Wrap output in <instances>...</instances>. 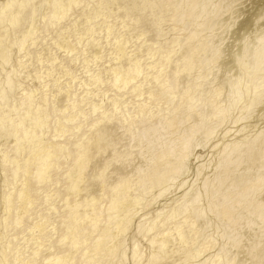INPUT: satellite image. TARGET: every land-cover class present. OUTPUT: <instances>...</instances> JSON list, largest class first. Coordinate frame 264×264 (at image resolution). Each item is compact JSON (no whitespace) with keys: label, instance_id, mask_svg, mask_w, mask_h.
Here are the masks:
<instances>
[{"label":"bare ground","instance_id":"obj_1","mask_svg":"<svg viewBox=\"0 0 264 264\" xmlns=\"http://www.w3.org/2000/svg\"><path fill=\"white\" fill-rule=\"evenodd\" d=\"M162 1L163 0H9L8 3L6 2L5 10L0 14V60L2 59V65L3 60L5 59L4 61H6L8 59L6 57H9L6 53L8 52L9 45H11V38L14 39L16 37L12 35L10 37L12 32L18 34L21 32L22 35H18L20 37L19 39H21L22 36L24 39L25 37L30 38V35L33 34L37 36V42L30 48L29 59L26 58V63H29L28 67H31L30 71L32 69V71L40 77L39 88L35 90L30 88L24 91V100L29 106L26 111L17 118V122L20 125L21 123L29 121L31 118L33 119L35 116V107L31 106V101L35 99V94L39 92L40 100L38 104L41 106L40 110L44 113L49 106L51 107V112L49 113V111H47L48 114L45 113V116L53 119V125L45 126L42 123L33 124L31 119L30 121L33 125L29 127L27 126L29 124H26L28 128H25L20 134L17 140V146L11 149L12 151L6 153V165L4 167L6 173L4 177L6 179L4 181L5 185H3L6 187L12 186L17 182L20 176L23 175L24 179L34 181L35 186L32 192L27 194L25 192L27 183L24 182L14 195L6 198L3 203L5 214L2 220H0V227L2 228H0V231L2 230L0 236L3 235L5 239L10 235V239L7 238V242H4L9 246V251H6L4 254L5 256H3L6 258L5 263L126 264V261L128 262L131 260V264H179L183 261H179L178 258L177 262L179 261V263H177L176 260H173L172 256L179 248L183 246L186 249L190 244L192 245L196 237L200 238V236H202L199 234V236L195 237L194 230L199 227H201V229H203L202 227H206L208 223L206 217L210 216L207 214L205 217L206 221L204 219L206 213H212L211 216L214 215V217L217 218V222L218 219L220 220L219 224L222 226L220 229L223 230L221 233H223L224 236L222 238L231 241L232 245L230 243L229 245L234 249L231 248V246L230 248H226L227 245L225 244L226 247L223 248V246H225L223 245L215 255L213 254L212 257L210 256L195 264H235L236 262L234 263L232 259L233 256H231L232 254L230 253L231 250L235 249L242 251V253L245 250V253H249L256 258L255 262H253L252 260L254 259L250 256L249 259H252V264L263 262L264 161L262 160L263 158L261 159V154H263L262 150L258 151L259 149L264 150L263 129L261 132L262 134L260 133L261 135L256 137V140H253V142L252 139H255V137H251V144L247 141V144L250 145H248L246 149L242 151L239 149V144H242L243 147L246 146L243 142L239 143V141L241 142L244 140V132L243 138L240 136L243 140H239V137L236 143L226 145L224 149L225 152H223L227 153V155L231 154L229 156H232L233 153H243V161L241 157L237 160V155L235 157L236 159H233L239 161L240 164H238V166L244 165V162H248V164L250 162L261 164L263 170L261 174L258 175L257 179L253 177L254 179L252 178V182L247 184L250 182L248 181L251 176L250 169H248L250 172L247 171L249 174L242 171L237 173L236 171L239 168L235 171L237 174L233 170L232 175L230 173L228 175L233 179L231 181L232 183L228 182V185L224 184V177L222 178V176L214 175V177L217 178L216 181L213 180L215 178H211V180L215 182L214 185L211 186L213 189L212 191L209 188L204 190L201 186L204 191L203 193L210 190L212 192H210V194L213 195L211 196L212 200L209 204L207 203L208 201L206 202L207 205L204 204L208 209H206V213L204 210L206 207L204 206V208L201 206V203L204 201H202L201 198L208 194L205 193V196L201 197L199 194L202 191L201 187V190H198L199 193L196 190H194V192H196L194 193L192 189L191 191L194 194L191 198L187 200L188 197L184 193L186 201L177 200L175 201V203L177 202L176 204L172 203L174 206L172 205L173 208L169 210L171 212L168 215L166 214V217L159 213L163 217L162 218L157 213L158 216L156 218L160 216V220H153L156 222H152V224L146 226L148 221L143 223L146 221L145 218L143 222H139L136 225V233L141 234L139 237L143 234L142 239L144 237V239L147 240L146 243L148 244L146 245L150 250L148 253H145L142 247L140 249V246L139 248L138 246H134L138 245V241L136 240L131 243L134 247L130 245V247H133L131 248L132 251L129 250L130 248L128 249V254L129 251H131L130 256L127 255V252H122V249H124L122 246L125 242L124 239H120L119 236L124 228L126 229L127 225H130L129 222H132V219L139 211H143L149 197L154 200L152 203L155 202V199L164 195L165 193H163V191L166 192L165 189L169 188L168 183L170 184V182L168 181H176L174 179L180 178L187 172L188 169L186 170V164L190 155H193L192 153L196 151L200 145H203L204 136L209 134L212 136V134H214H208V131H210L211 128L215 129L217 126L214 125H218L225 115H223V111L227 112V108L223 110L225 105H220L219 98L220 95L222 96L220 90L215 92L213 90L212 93L208 95L196 92L192 97L186 94L183 98H179L178 93L183 87L185 88V82L187 80L185 73L190 68L189 65L182 64L183 59L192 57L199 50L209 49L214 44L208 37L210 34L212 35V32L209 35L201 36L202 32L207 30L203 27L205 25L202 26V24H200L201 26L199 27L197 23H200L199 20L201 19L198 20V18L207 15V13H210L212 16L210 19L215 21L222 17L224 18V15L227 14L230 8H228V6H231L230 3L232 1L225 3L226 0H171L176 21H179L182 16H184L186 10L190 12L189 20L184 23L186 27L183 25L184 31L182 33V29H180L181 34L171 40L166 47L162 46L160 41V46L162 47H158L157 44L159 41L157 40L162 34V30L159 26L167 16L162 14ZM36 3H40L38 5L42 6H39L42 10L47 7L49 9L50 7L47 22L42 27V24L40 27L38 26V28H36V25V27L32 26L29 28L27 26L29 22H26L27 25H25V27L27 26L29 29L24 28L26 17L28 16L29 18L28 12H30L32 6ZM233 3L234 2H232V5ZM38 5L36 4L37 7ZM45 6L47 7L45 8ZM35 7L34 10L36 13L40 8L38 7L39 9L37 8L36 10ZM74 8L79 10L75 14L73 13ZM229 15L230 16L227 17H231V14ZM31 16H33V14H30V18ZM43 17L44 16H42V18ZM227 17L226 20L228 19ZM114 19H117L119 24L108 25V22ZM175 19L172 20L175 21ZM222 19L219 20V23H221V21L223 23L224 19ZM213 22L214 21H212V23ZM251 23L254 22L252 21ZM34 24L35 22L32 25ZM196 24L198 26H195ZM30 25L31 24H29V26ZM188 25H194L196 28L193 27V30L189 29ZM214 25L211 24V27ZM213 29L214 28H212V30ZM200 31H202L201 34H199ZM150 32H152V34L154 33L155 37L150 36ZM175 33H179V31ZM50 34L54 36L48 38L51 36ZM165 35L167 34L165 33ZM134 36V39L137 38L140 42L134 46L132 44L133 48L130 46V48L127 47L129 40ZM259 39H261V37ZM262 39H264V37H262ZM14 41V45H17L22 39L19 42L16 40ZM14 41L12 42L14 43ZM83 41H85V47L80 54H75V45H82ZM16 42L18 43L16 44ZM21 43L23 44V41ZM257 43L259 42L255 43L256 46ZM263 45L264 41L262 46L259 43V46L262 47V51H258L260 53L257 54L255 53L257 51L254 50L255 55L259 56H257L258 60H260V56L264 55ZM20 47H22V45ZM252 48H254L253 45ZM257 48L259 47L257 46ZM129 49L130 51H128ZM61 50L67 53L74 52L75 55L62 59L63 55L60 60L56 57V53ZM141 55H146V60H141ZM208 57H206V59ZM254 58L255 57L252 59ZM103 59H106L104 63L101 62ZM213 59H216V54L213 56ZM255 60L257 63L261 62L262 64L258 63L261 64V66L264 65V59L258 61L257 58H255ZM55 61L56 63L54 64ZM69 61L75 63V67L71 71L66 68V64ZM7 62L6 64L8 65L9 62ZM78 63H81V66H78V68L81 67L83 69L81 72L76 70V65ZM252 63L253 62H251V64ZM160 64L163 66L157 68L156 66ZM258 64L257 66L259 67L260 65ZM261 66L259 68H263ZM10 67L13 69L12 66ZM205 67L207 69L210 66ZM258 67L257 69H259ZM206 69L204 68L205 71ZM247 69L245 64V72H248ZM12 71L13 70H10L5 77L6 79H3L7 87L4 88L5 85H3L4 87L0 86V98L4 105L3 108L0 109V114H4L12 106L6 99L8 94L7 91L10 90L15 81L16 73ZM172 71L176 72L177 76L179 74V83L176 82ZM200 71L197 73L199 74ZM15 72L17 71L15 70ZM262 72L264 71L261 70V72L258 73ZM31 75L30 77L33 78ZM149 77L151 78L150 81L148 80ZM204 78L203 74L199 75L198 84L201 86V89H203L204 86L202 85L207 81ZM150 82L154 83V87L161 91V97L166 98L164 107L162 106L163 108L158 111H156L157 107L155 110V106L149 104V100L154 99V97L150 96L151 94L148 98L144 96L145 87L150 84ZM208 82L206 83L208 84ZM241 82L237 83L235 89ZM234 83L228 84L230 87H233V85H235ZM259 83L260 84L256 83L257 85H254L255 87L257 86L254 93L257 92L258 88L263 89H260L261 92L258 93L259 95H256V93L254 94L256 95L255 98L253 95L254 101H252L254 103L257 101L259 102L262 97L264 98V79ZM247 84L249 85L248 82ZM110 88L111 90L113 89V93L109 90ZM196 88L198 89V87ZM201 89L199 90L201 91ZM211 89L212 88H210V90ZM12 91H14V89L11 90V92ZM109 91L112 94H110ZM229 91L232 92L235 90L233 88L232 91ZM206 92L207 91L204 93ZM239 92L241 93L242 91ZM228 94L230 95L231 93ZM235 97H238V95ZM160 98H155L154 100L156 101ZM252 101L251 103L248 101V103L254 107L256 103L252 104ZM262 101L264 100L262 99ZM235 102L234 99V103ZM15 103L17 102H14V105ZM230 103L232 104V101ZM230 103L228 106L232 108L234 104L231 105ZM261 104L263 103L261 102L258 106H261ZM16 107L13 109H16ZM87 107H89V111H87ZM248 108H250V106L248 107L247 105L246 109L248 110ZM85 110L86 114H84ZM14 111H17V109ZM246 112L247 111H245V113ZM246 114H248V112ZM249 114L251 113L249 112ZM248 115L243 118H248ZM251 117L252 116H250V118ZM96 118H99V120L96 121ZM181 123L186 124L182 126L184 127L183 129L180 127L182 125ZM218 126H220V124ZM76 131H82V136L78 141L74 140L76 136L72 137L74 139L71 138L73 134L77 133ZM186 134L188 135L186 136ZM9 138H11V136H9ZM55 139L63 140L60 144H54L53 141ZM245 142L244 140V143ZM70 144L74 145L73 149H71ZM49 148L51 154L47 155L46 153ZM70 152H73L74 159L67 164L63 177L61 178L58 175V177L53 179L50 178V172L48 170L51 166L60 158H66L67 154ZM259 152L262 153L260 154ZM160 161L161 165L158 167L157 163ZM261 161L263 162L260 163ZM223 162L224 161H222V164L218 162L219 164L215 165L217 166L215 169L223 170V167L227 169L233 168L229 163L230 161L228 162L229 164L224 162L230 165V167H228V165L226 167ZM248 164L245 165L246 167L244 166L246 169L241 166L242 170L244 169L246 171ZM200 166L198 172L196 171L197 175L205 168V166L204 168L202 167L203 165ZM235 166L234 168L236 169ZM249 167L251 168V166ZM227 169H225V173L229 171ZM259 171H261V169H259ZM220 173L217 174L220 175ZM211 180H208V186H210L211 182L213 183ZM61 182H64V190H61L59 187L60 184H62ZM206 182L207 181L202 185H205ZM46 183L47 185L49 183L51 184L48 185L50 190L48 186H46ZM223 184L226 188H224ZM100 185H104V187L100 189ZM155 187L160 189V192H156L158 194L157 196H155L156 194L150 195L151 189ZM238 187H242V189L238 190ZM43 189L47 191V195H44L45 197L41 196L39 193L40 190L43 191ZM104 190L105 193L103 194ZM64 192L69 197L71 196L74 200L73 204L68 203V197L63 195ZM189 193L191 192L188 191V196H190ZM148 195L150 196L148 197ZM58 198H61V208L63 209L59 208ZM200 200L202 202H200ZM162 208L164 209V207ZM186 216L192 217V220L186 222ZM211 216L209 218H211ZM156 218L154 217V219ZM259 222L260 224H258ZM198 223L200 224L198 225ZM208 224L207 227H209ZM220 225H218V227H220ZM126 230H128V227ZM200 233H202V231ZM207 237L205 239L210 240ZM228 240H226V242ZM139 243L141 244L140 241ZM180 250L184 252L183 248ZM203 250H201V252ZM199 255V250L193 251L191 248L185 251V254H182L183 257L181 255H179V257L184 259L182 264H189V261L194 258L196 259ZM128 256L129 258L127 260ZM3 257L1 256L2 259ZM242 262L244 261H241L239 264H245Z\"/></svg>","mask_w":264,"mask_h":264},{"label":"rangeland","instance_id":"obj_2","mask_svg":"<svg viewBox=\"0 0 264 264\" xmlns=\"http://www.w3.org/2000/svg\"><path fill=\"white\" fill-rule=\"evenodd\" d=\"M9 1V0H8ZM8 1L7 0H0V5H2V6H0V8L1 7H3V8H1L0 9V14L5 10L4 8H5V5L8 3ZM47 1H49V0H47ZM192 1H195V0H192ZM230 1H232V2H234L233 3V5H232V2L230 3V5L231 6H228V12H227V14H225L224 15V21H223V23H222V21H221V23H219L220 21L219 20H221V19H218V20H212V19H210V18H212V16L210 15V13L208 14L207 13V15H205V16H200L199 18H198V20L199 19H201V20H199V22L200 23H197L198 25H199V27L201 26L200 24H202V26L203 25H205V26H203L207 31H204V32H202V31H200V33L199 34H201V32H202V34H201V36H203V35H209L211 32H212V35L210 34L208 37H209V39L212 41V42H214V44L212 45V47H210L209 49H202V50H199L198 52H196L192 57H190V58H187V59H183V62H182V64H187V65H189L190 66V68L188 69V71L185 73L186 74V76H187V80H186V82H185V88L183 87L182 88V92L181 91H179V93H178V97L179 98H183L184 97V95H190L191 97L192 96H194L195 94H196V92L197 93H199V92H201V94H209V93H212V91L214 90V92L215 91H221V93H222V96L220 95V98H219V101H220V105L221 106H224L225 108L223 109V110H225L226 108V111L227 112H224L223 111V115H224V117H223V119H221V121L218 123V125L220 124V126H218L217 124L216 125H214V126H217V127H215V129H213V128H211V130H210V128H209V130L210 131H212V132H210V131H208V134L209 133H214V134H212V136H210L211 134H209V135H207V136H204L203 137V145L201 146H199L197 149H196V151H194L192 154L193 155H190V158L188 159V161H187V167H186V170H187V172L186 173H184L180 178H178V179H174V180H176V181H173V180H171V181H168V182H170V184H172V185H170L169 183H168V189H165L166 190V192L165 191H163V193H165L164 195H162V196H160V197H158V198H156L155 199V202H153L152 203V201H154V200H152L149 196L150 195H152V194H156L155 196H157L158 194V191L160 192V189H158L157 187H155V188H153V189H151V194L150 195H148V197L150 198V200H149V198H148V201L146 202V205L144 206V208H143V211L141 210V211H139V213H137V215L132 219V222L130 223L129 222V226L127 225V227H128V230H126L127 229V227H126V229L124 228V230L122 231V233L120 234V236H119V238L121 239L122 238V240L124 239V245L122 246V248H124V249H122V252H124L125 251V253L127 252V255H129L130 256V254H131V248H133L134 246H138V248H139V246H140V249H141V247H142V250H144V252L145 253H148L150 250L147 248V245L146 244H148V243H146L147 242V240L146 239H144V237H143V239H142V236H143V234H142V236L141 237H139L141 234L140 233H136L137 231V224L139 223V222H143L144 221V219L146 218V221L145 222H143V223H146L147 221H148V223L146 224V226L147 225H149V224H152V222L154 223V222H156L157 220H160L161 218H160V214H162V216H164L165 215V217L171 212V211H169V210H172V205L174 206V204H172V203H175V201H184L185 200V195L188 197L187 198V200H189L190 198H191V196L194 194V193H196V192H194V190H196L197 192H198V190L200 189L201 190V188L203 187L204 188V190H207V188H209V189H211V191L213 190L212 188H211V186H213L214 185V181L213 180H215L216 181V178L214 177V175L216 176H222V178L224 177L225 179H223L224 181H225V185H228V182L229 183H232L231 181L233 180V179H231L230 178V176H228L229 175V173L232 175V173H233V170H234V172L236 171L237 173H240V171H242V172H246V173H248L249 174V172H250V170H251V172H250V174H251V176H250V179L248 180V181H250V182H248L247 184H250L251 182H252V178L254 177H256V179H257V177H258V175L259 174H261V172H262V170H263V168H261V164H254V163H249L248 164V162H244L245 164L244 165H239L238 166V164H240L239 163V161H236V160H233V159H236L235 157H236V155H237V160L241 157V159H242V157H243V153H236V154H232V156H229V155H231V154H229V155H227V153H223V152H225L224 151V149H225V147H226V145H228V144H233V143H236V141L239 139V137L241 136L242 138H243V133H244V140L246 141L245 143H244V140L240 137V139L239 140H243V141H239V143H242L243 142V144L244 145H246V146H244L243 147V145L241 144H239L238 142V144H239V146H240V150L242 151V150H244V149H246V147L248 146V145H250L252 142H253V140H256V137H259L262 133H264V101H262V99L264 100V98L262 97V99H260L259 100V102L261 103H263V104H261V106H258V105H260V103L257 101V102H253L254 100H253V95L256 93V95H259L258 93L259 92H261L260 91V89L262 90L263 88H258L257 89V92H255L254 93V91H256V87L254 86V85H257V84H260L259 82H262L263 81V77H264V72H262V73H258V72H261V70H263L264 71V65L263 66H261V62H258V63H261V64H258L257 62H256V60H255V58H257V60H258V55H255V53H260L262 50V47H260L259 46V43H260V45L262 46V44H263V41H264V39H262V37H264V0H226V2L225 3H227V2H230ZM237 1V2H236ZM7 2V3H6ZM262 3V4H261ZM37 5L38 4H40V3H36ZM36 4H34L33 6H32V9H30V12H28V15H29V18H28V16L26 17L27 19L25 20V23L26 22H29V24H31L30 26H29V24L27 25V23L26 24H24V28H27V26L29 27V28H31L32 26H34V27H36V28H38V26L40 27V25H41V27L47 22V19H48V15H49V13H50V7H49V9H48V4H47V6H45V8L46 9H44V10H42L40 7H42V6H40V5H38V7L40 8V10H38V12H36L37 13V15H36V13H35V10H34V7L36 6ZM229 5V4H228ZM247 6V7H246ZM37 6L35 7L36 8V10H37V8H38ZM252 7V8H251ZM31 8V7H30ZM38 8V9H39ZM174 7H173V4H172V1L171 0H163L162 1V14L165 16V15H167L165 18H164V20H163V22H162V26L160 25L159 26V28L162 30H160L161 31V37L157 40V41H159V45L157 44V46L159 47L160 46V41H161V43H162V46H164V47H166L167 45H168V43L171 41V40H173L174 38H176V36L177 35H179V34H181L183 31H184V27H186V24L184 25V23L186 22V21H188L189 20V14H190V12H189V10L187 11L186 10V12H185V14H184V16H182V20L180 19L179 21L177 20L176 21V19L174 18ZM249 10V11H248ZM32 11H34V12H32ZM46 11V12H45ZM79 10L77 9V8H74V10H73V13L75 14V13H77ZM234 11V12H233ZM248 11V12H247ZM43 13H44V15H43ZM30 14H33V16H31V18H30ZM229 14H231V17H227V16H230ZM234 14V15H233ZM34 15H35V18H34ZM41 15V16H40ZM36 16H37V18H36ZM42 16H44L43 18H42ZM170 16V17H169ZM211 16V17H210ZM240 16V17H239ZM173 17V18H172ZM205 17V18H204ZM226 17L228 18L227 20H226ZM233 17H235V18H233ZM254 17V18H253ZM261 17V18H260ZM35 20H33V19ZM30 19H32V20H29ZM172 19H175V21H176V23H175V21L174 20H172ZM222 19V20H223ZM37 20V21H36ZM198 20H197V22H198ZM244 20V21H243ZM32 21H34L35 22V24L34 25H32L34 22H32ZM67 21V20H66ZM181 21H183V22H181ZM206 21V22H205ZM212 21H214L213 23L215 24H213L212 23ZM254 22V23H251V22ZM38 22V23H37ZM39 22H40V24H39ZM178 22V23H177ZM203 22V23H202ZM205 22V23H204ZM227 22V23H226ZM109 24L108 25H118L119 23H118V20L117 19H114V20H111V21H109L108 22ZM164 23V24H163ZM208 23V24H207ZM218 23H219V25H218ZM226 23V24H225ZM242 23V24H241ZM249 23V24H248ZM37 24H39V25H37ZM195 25V26H198V25ZM211 24L212 25H214L213 27H211ZM228 24V25H227ZM25 25H27L26 27H25ZM36 25V26H35ZM183 25H184V27H183ZM233 25V26H232ZM241 27H240V26ZM260 25V26H259ZM262 25V26H261ZM189 26V29H194V28H196V27H194V25H188ZM229 26V27H228ZM239 26V27H238ZM248 26V27H247ZM162 27V28H161ZM183 27V28H182ZM194 27V28H193ZM217 27H218V30H217ZM227 27V28H226ZM261 27V28H260ZM29 28H27V29H29ZM212 28H214L213 30H212ZM243 28V29H242ZM170 29V30H169ZM180 29H182V31H181V33H180ZM211 29V30H210ZM225 29V30H224ZM173 30V31H172ZM236 30V31H235ZM179 31V33H175V32H178ZM234 31V32H233ZM244 31V32H243ZM19 32V31H18ZM224 32V33H223ZM240 32V33H239ZM262 32H263V34H262ZM157 33V32H156ZM165 33L167 34V35H165ZM221 35H220V34ZM233 33V34H232ZM14 34V35H13ZM19 34H20V36L22 35L21 34V32H19ZM18 33H16V32H12V34H10V37H11V35L13 36V37H15L14 39L13 38H11L12 40H11V45H9V48H10V50H9V48H8V54L6 53V55L8 56L9 55V57H6V58H8L7 60H8V62H7V60L6 61H4L3 60V65H2V62H1V60H0V72H2V73H0L1 75V77H0V83H1V85L0 86H3V85H5V87L4 88H6L7 86H6V84H5V80L3 81V79H6L5 77L7 76V74H8V72L10 71V70H13L12 72H14V73H16L15 74V81H14V84H13V86L11 87V88H13L14 89V91H12L11 92V90H13V89H11L10 88V92L9 91H7V93L8 94H10V95H8L7 94V101H8V103L9 104H11L12 106L9 108V110H7L4 114H0V160H2V161H0V167L3 169H1L0 168V220H2V218H3V216H4V214H5V211H4V208H3V206H4V202H5V200H6V198H8V197H10L11 195H14L18 190H19V188H21V186H22V184L25 182V183H27V188H25V192L27 193V194H29V193H31L32 192V190H33V188H34V186H35V182L34 181H32V180H26V179H24V176L23 175H21L20 176V178L17 180V182H15L12 186H9V187H6V186H4L5 185V175H6V173H5V171H4V167H5V158H6V153H8V152H10V151H12L11 149H14L16 146H17V140H18V138H19V136H20V134L22 133V131L25 129V128H28L27 126H32L33 124H36V123H42V124H44L45 126L46 125H53V123H52V118H49V117H46L45 116V113H47L48 114V112L47 111H49V113L51 112V107L49 106L48 107V109H47V111H45L44 113H43V111L41 112V110H40V108H41V106H40V104H38L39 103V100H40V94H39V92H37V94H35V99L34 100H32L31 101V106H33V107H35V116L33 117V119H32V123H31V119L29 120V121H27V122H29V123H27V122H24V123H21L20 125H19V123L17 122V118L24 112V111H26V109L28 108V106L29 105H27L28 103L24 100V91H27V90H29L30 88H32V90H35V89H37V88H39V83H40V77L37 75V74H35L33 71H32V69H31V71H30V68L28 67V64L29 63H26L27 62V60H26V58L27 59H29V53H30V48L33 46V45H35L36 44V42H37V36H36V34H33V35H30V38H26L25 37V39H27V40H25L24 39V37L22 38L21 37V39H22V41H23V44L21 43L22 41H21V39H19L20 37L18 36L19 35ZM150 36H152V37H155V35H154V33L152 34V32H150ZM234 34H236V35H234ZM238 34V35H237ZM245 34V35H244ZM258 34H259V36H258ZM51 36H49L48 38H50V37H52V36H54L53 34H50ZM165 35V36H164ZM169 35V36H168ZM234 35V36H233ZM17 36H18V40H17ZM173 36V37H172ZM214 36H215V38H214ZM220 38H219V37ZM257 36V37H256ZM29 37V36H28ZM33 37V38H32ZM168 37V38H167ZM212 39H211V38ZM261 37V39H259ZM135 38V36L134 37H132L130 40H129V42H128V44H127V47H132V44H133V46L135 45V44H137V43H139L140 42V40L138 39L137 40V38L136 39H134ZM214 38V39H213ZM219 38V39H218ZM24 39V40H23ZM29 39V40H28ZM31 39V40H30ZM216 39H218V40H216ZM220 39H221V41H220ZM14 40H16V41H21V42H16V44L17 45H14L15 44V41ZM133 40V41H132ZM256 40V41H255ZM257 40H260V41H257ZM12 41H14V43L12 42ZM28 43H27V42ZM48 41H49V39H48ZM131 41V42H130ZM218 41V42H217ZM254 41V42H253ZM164 42V43H163ZM194 42H196V41H194ZM256 42H259V43H257V46L259 47V48H257V46H256ZM262 42V43H261ZM13 43V44H12ZM21 43V44H20ZM24 43H26V44H24ZM249 43V44H248ZM20 44V45H19ZM164 44V45H163ZM166 44V45H165ZM248 44V45H247ZM22 45V47H20ZM26 45V46H25ZM216 45V46H215ZM252 45H253V47L254 48H252ZM15 46V47H14ZM156 46V47H157ZM162 46H160V47H162ZM264 46V45H263ZM85 47V41H83L82 42V45L81 44H76L75 45V50H74V52H75V54H80V52L82 51V49ZM129 47V48H130ZM214 47V48H213ZM216 47V48H215ZM218 47V48H217ZM255 47H256V49H259V50H256L255 49ZM21 48V49H20ZM41 48V47H40ZM133 48V47H132ZM132 48H131V50H132ZM216 49V50H215ZM14 50V51H13ZM24 50V51H23ZM210 50V51H209ZM218 50V51H217ZM232 50V51H231ZM254 50L255 51H257V52H255L254 53ZM18 51V52H17ZM128 51H130V49L128 50ZM209 51V52H208ZM246 51V52H245ZM258 51H260V52H258ZM17 53V55H16V53ZM74 52H70V53H67V52H65L64 50H61V51H59V52H57L56 53V57L58 58V59H60L63 55V57H62V59H65V57L67 58V57H70V56H74L75 54H74ZM254 54H253V53ZM24 53V54H23ZM64 53H66V54H64ZM73 53V54H72ZM129 53H132V52H129ZM70 54V55H69ZM207 54V55H206ZM215 54H216V59H213V56H215ZM66 55V56H65ZM204 55V56H203ZM255 55V56H254ZM208 57V56H210V57H208L207 59H206V57ZM219 56V57H218ZM248 56V57H247ZM249 56H250V58H249ZM258 56V57H257ZM253 57H255L254 59H252ZM212 58V59H211ZM208 59H209V61H208ZM250 59V60H249ZM261 61L264 59V55L263 56H260V58H259ZM61 60V59H60ZM141 60H146V55H141ZM205 60V61H204ZM215 60V61H214ZM260 60H258V61H260ZM106 61V59H103V60H101V62L102 63H104ZM203 61V62H202ZM208 61V62H207ZM264 61V60H263ZM6 62L8 63V65L6 64ZM197 62V63H196ZM216 64H215V63ZM251 62H253L252 64H251ZM56 63V61L54 62V64ZM243 63V64H242ZM258 65H260L261 67H263V68H259L258 66H257V64ZM5 64V65H4ZM209 64V65H208ZM245 64H246V69L248 70V72H245ZM256 64V65H255ZM67 66H66V68L68 69V70H73L74 69V67H75V63L73 62V61H69L67 64H66ZM5 66V67H4ZM10 66H12L13 67V69H11V67ZM16 66V67H15ZM78 66H81V63H78L77 65H76V70H78L79 72H81V70L83 71V69L81 68H78ZM161 66H163L162 64H160V65H157L156 67L157 68H160ZM205 66H210V67H208L207 69H206V67ZM3 67V68H2ZM10 67V68H9ZM15 67V68H14ZM201 67V68H200ZM256 68V70H255V68ZM257 67L259 68V69H257ZM156 68V69H157ZM204 68L206 69V71L204 70ZM250 68V69H249ZM2 69V70H1ZM202 69V70H201ZM208 69H209V71H208ZM15 70L17 71V72H15ZM201 70V71H200ZM240 70V71H239ZM246 70V71H247ZM260 70V71H259ZM198 71H200L199 72V74L197 73ZM253 71V72H252ZM31 74H33V75H31ZM173 72V71H172ZM202 72V73H201ZM240 72V73H239ZM242 72V73H241ZM203 74V77H205L204 79L205 80H207L206 82H208V84L205 82L204 83V85H202V86H204L203 87V89H201V86H199V75H201V74ZM210 73V74H209ZM251 75H250V74ZM254 73V74H253ZM258 73V74H257ZM31 76H33V78L32 77H30V75ZM244 74V75H243ZM20 75V76H19ZM37 75V76H36ZM241 75V76H240ZM255 75V76H254ZM256 75H257V77H256ZM259 75V76H258ZM4 76V77H3ZM173 76H175V80H176V82L177 83H179L180 81V78H179V74H178V76H177V73L176 72H173ZM234 76V77H233ZM252 76V77H251ZM3 77V78H2ZM30 77V78H29ZM36 77V78H35ZM230 79H229V78ZM245 77V78H244ZM248 77H250V78H248ZM259 77V78H258ZM38 78V79H37ZM210 79V80H209ZM261 79V80H260ZM36 80V81H35ZM149 81L151 80V78L149 77V79H148ZM235 80V81H234ZM237 80H239V81H237ZM246 80H247V82L249 83V85L247 84V82H246ZM249 80V81H248ZM259 80V81H258ZM198 81V82H197ZM226 81V82H225ZM241 81H244V82H241ZM257 81V82H256ZM17 82V83H16ZM35 82V83H34ZM234 83L235 85H233V87L231 86L230 87V85L229 84H231V83ZM238 82H241V83H239L240 85H241V87H240V85L238 84V87L237 88H239V89H241V90H239V89H235V86H237V83ZM227 83V84H226ZM229 83V84H228ZM253 83V84H252ZM257 83V84H256ZM16 84V85H15ZM35 84V85H34ZM195 85V86H194ZM226 85V86H225ZM244 85H245V87H244ZM247 85H248V87H247ZM38 86V87H37ZM155 85H154V83H151L150 82V84H148L146 87H145V94H144V96L146 97V98H148V97H150V96H153L154 97V99L155 98H160L161 97V91L158 89V88H156V87H154ZM191 86V87H190ZM190 87V88H189ZM196 87H198V89L196 88ZM250 87V88H249ZM34 88V89H33ZM156 88V89H155ZM210 88H212L211 90H210ZM232 88V89H231ZM233 88H234V90L235 91H232L233 90ZM17 91H16V90ZM199 89H201V91L199 90ZM205 89V90H204ZM245 89V90H244ZM109 90H111V88L109 89ZM113 90V89H112ZM111 90V92L113 93V91ZM199 90V91H198ZM204 90V91H203ZM229 90H231L232 92H230ZM237 90V91H236ZM242 91L241 93L239 92V91ZM251 90V91H250ZM259 90V91H258ZM205 91H210V92H206V93H204ZM244 91V92H243ZM264 91V90H263ZM110 92V91H109ZM110 92V94H112ZM235 92V93H234ZM238 92V93H237ZM13 93V94H12ZM181 93H183V94H181ZM228 93H231L230 95H231V98H230V95L228 94ZM234 93V94H233ZM151 94V95H150ZM227 94H228V96H227ZM242 95V96H240V95ZM245 94V95H244ZM264 94V93H263ZM16 95V96H15ZM150 95V96H149ZM234 95V96H233ZM236 95H238V97L240 98H238V97H235ZM256 95H254V98H255V96ZM0 96H1V91H0ZM224 97V98H223ZM226 97H228V98H226ZM232 97H234V98H232ZM23 98V99H22ZM236 98H237V100H236ZM19 99V100H18ZM154 99H152V100H149V104H152V105H154L155 107V110H156V107H157V110L156 111H158V110H160V109H162L163 107H164V105H165V101H166V98H163V97H161L160 99H158V100H154ZM224 99V100H223ZM227 99H229V100H227ZM232 99V100H231ZM234 99H235V101L237 102H235L234 103ZM2 99L0 98V109L1 108H3V104H2V101H1ZM222 100H223V102H222ZM239 100V101H238ZM253 100V101H252ZM132 101H134V100H132ZM229 101V102H228ZM232 101V104H234V105H232L230 102ZM248 101H249V103H251V101H252V104L254 103L255 105H254V107H255V110H254V107H253V105L251 106V104L249 105V103H248ZM14 102H17V103H15V105H14ZM20 102V103H19ZM226 102H227V104H226ZM229 103L233 106L232 108H231V106H228L229 105ZM259 103V104H258ZM18 104V105H17ZM20 104V105H19ZM59 104V103H58ZM223 104V105H222ZM236 104V105H235ZM22 105V106H21ZM36 105V106H35ZM39 105V106H38ZM247 105H248V107L250 106V108H248V110L246 109L247 108ZM16 106H18V107H16ZM163 106V107H162ZM14 107H16V109H17V111H14V110H16V109H13ZM231 109H230V108ZM243 107H246V108H243ZM258 107V108H257ZM18 108H20V109H18ZM223 108V107H222ZM251 108H253V109H251ZM257 108V109H256ZM13 109V110H12ZM87 109V111H89V107H87L86 108ZM245 110V111H247L248 112V114H249V112L252 114V111H253V114L251 115V114H246L245 113V111H243V110ZM251 109V110H250ZM231 110V111H230ZM263 110V111H262ZM12 111H14V112H12ZM12 112V113H11ZM254 112H256V113H254ZM18 113V114H17ZM84 114H86V110L84 111ZM259 114V115H258ZM243 115V116H242ZM246 115H248L249 117V119L248 118H243L244 116H246ZM256 115V116H255ZM240 116H242V117H240ZM250 116H252L251 118H250ZM98 117V116H97ZM240 117V118H239ZM247 117V116H246ZM229 118V119H228ZM241 118H243V119H241ZM42 120V121H41ZM96 121H98L99 120V118H96L95 119ZM238 120V121H237ZM250 121V122H249ZM222 122V123H221ZM255 124H254V123ZM11 123V124H10ZM245 123H246V125H245ZM248 123V124H247ZM251 123H252V126H251ZM8 124V125H7ZM26 124H29V125H27L26 126ZM182 124V123H181ZM250 124V125H249ZM7 125V126H6ZM184 125H186L185 123L184 124H182L180 127H181V129H183L184 127H182V126H184ZM213 126V127H214ZM12 127H14V128H12ZM50 127V126H49ZM246 127H248V128H246ZM247 129V130H246ZM258 129V130H257ZM263 129V130H262ZM215 130V131H214ZM223 130V131H222ZM244 130V131H243ZM246 130V131H245ZM12 133H11V132ZM183 131V130H182ZM247 131H249V132H247ZM263 131V132H262ZM77 132V131H76ZM75 132V133H76ZM184 132V131H183ZM239 132V133H238ZM259 132V133H258ZM262 132V133H261ZM9 133V134H8ZM74 133V132H73ZM236 133V134H235ZM258 133V134H257ZM261 133V134H260ZM82 134V131H79V132H77L76 134H73L72 136H71V138L72 137H74V136H76V137H74V138H72V139H74V140H76V141H78L80 138H81V135ZM217 134H218V136H217ZM238 134V135H237ZM253 134V135H252ZM11 136V138H9V136ZM188 134H186V136H187ZM256 135V136H255ZM258 135V136H257ZM206 137V138H205ZM223 137V138H222ZM237 137V138H236ZM247 137H248V139H247ZM253 137H255V139L252 138ZM213 138V139H212ZM246 138V139H245ZM231 139V140H230ZM252 139V142L250 141ZM62 140L63 139H55L54 141H53V143L54 144H60V142H62ZM232 140H233V142H232ZM230 141V142H229ZM247 141H249V143L250 144H247L248 142ZM204 142H206V143H204ZM206 144V145H205ZM219 144V145H218ZM70 146H71V149H73L74 148V145H71L70 144ZM203 146H205V147H203ZM224 147V148H223ZM243 147V148H242ZM222 148V149H221ZM212 149V150H211ZM221 149V150H220ZM262 150V152H263V154H261L262 152H259L260 154H261V159L264 161V150L263 149H259L258 151H261ZM48 152L46 153L47 155H50L51 154V151H50V148L47 150ZM220 151V152H219ZM237 151H239V150H237ZM237 151H235V152H237ZM219 152V153H218ZM222 153V154H221ZM220 154V155H219ZM225 154H226V156H225ZM147 155V154H146ZM146 155H145V157H146ZM198 155V156H197ZM206 155H207V157H206ZM235 155V156H234ZM242 155V156H241ZM192 156V157H191ZM214 156V157H213ZM223 156H225V157H223ZM221 157V158H220ZM69 158V159H68ZM226 158V159H225ZM74 159V154H73V152H70V153H68L67 154V157L65 158V157H62V158H60L58 161H56V163L54 164V165H52L51 166V168L48 170L49 172H50V178H55V177H58V175H59V177H63V175H64V172H65V169H66V167H67V164L68 163H70L72 160ZM198 159V160H197ZM200 159V160H199ZM204 159V160H203ZM211 160V162H210V160ZM223 159V160H222ZM225 159V160H224ZM221 160V161H220ZM222 161H224V162H229L230 163V165L231 166H233V168H229V169H227V168H224L223 167V170L222 169H219V170H216L215 169V167H217V166H215V165H218L219 163L220 164H222ZM236 163H235V162ZM242 161H243V159H242ZM241 161V162H242ZM263 161H261L260 163H262ZM66 162V163H65ZM202 162H203V164H202ZM219 162V163H218ZM223 162V164L227 167V165L229 164H225ZM3 163V164H2ZM213 163V164H212ZM216 163V164H215ZM243 163V162H242ZM241 163V164H242ZM207 164V165H206ZM246 164H248L247 165V170L245 171L244 169H246V168H244V166L246 165ZM3 165V166H2ZM161 165V161L159 162V163H157V166L159 167ZM200 165H203L202 167L204 168V166H205V168L200 172V174L199 175H197V172H198V169H199V167H201ZM230 165H228V167H230ZM235 165H237V166H235ZM234 166L236 167V169L234 168ZM244 168L243 170H242V167ZM249 166H251V168L249 167ZM246 167V166H245ZM249 167V168H248ZM258 167V168H257ZM260 167V168H259ZM197 169V170H196ZM225 169H227V170H229V171H227L226 173L224 172L225 171ZM248 169H250V170H248ZM259 169H261V171H259ZM51 170V171H50ZM206 170V171H205ZM216 170V171H215ZM221 170V171H220ZM197 171V172H196ZM217 171H219V172H217ZM247 171H249V172H247ZM215 172V173H214ZM221 172V173H220ZM222 172H223V174H222ZM235 172V173H236ZM241 172V173H242ZM217 173H220V175L219 174H217ZM225 173V174H224ZM236 173V174H237ZM258 173V174H257ZM234 175V174H233ZM2 176V177H1ZM209 176V177H208ZM7 177V176H6ZM229 177V178H228ZM211 178L213 179V178H215V179H213V180H211ZM219 178V177H218ZM221 178V177H220ZM253 178V179H254ZM204 179H206V180H204V182H203V180ZM3 180V181H2ZM208 180H211V181H213V183L211 182V181H209V182H211L210 183V186H208ZM222 180V181H223ZM227 180V181H226ZM230 180V181H229ZM205 181H207L206 182V184L205 185H202L203 183H205ZM223 181V182H224ZM48 182H49V180H48ZM47 182V183H48ZM174 182H176V183H174ZM47 183H46V186H48V185H51L52 184V182L50 181V183L47 185ZM62 184H60V188H61V190H64V182H61ZM174 183V184H173ZM182 183V184H181ZM186 183V184H185ZM208 183V184H207ZM4 184V185H3ZM223 184V185H224ZM170 185V186H169ZM182 185V186H181ZM224 185V188H226V186ZM172 186V187H171ZM194 186V187H193ZM202 186V187H201ZM207 186V187H206ZM100 187V189H102V187H104V185L102 186V185H100L99 186ZM180 187H181V189H180ZM201 187V188H200ZM159 188H161V187H159ZM188 188H189V190H188ZM203 188H202V191H201V193H199L200 195H201V197L202 196H205V193L206 194H208V195H206L207 197H208V199H207V197L205 196V197H202V198H204V199H202L201 198V200L203 201H201L200 200V202H202L201 203V206L202 207H204L205 205H207L206 204V202L209 204V202L212 200V197L211 196H213V195H211L210 194V190H208L207 192H205V193H203L204 191H203ZM206 188V189H205ZM239 189L238 190H241L242 189V187L240 188V187H238ZM48 189L50 190V187L48 186ZM193 189V192L191 191ZM184 190V191H183ZM199 190V191H200ZM46 191V189L44 190L43 189V191L42 190H40V195L41 196H44L46 193H47V191ZM188 191L189 192H191V193H189L190 194V196H188ZM4 192V193H3ZM157 192V193H156ZM42 193H43V195H42ZM105 193V190L103 191V194ZM184 193H185V195H184ZM203 193V194H202ZM212 193V192H211ZM47 195V194H46ZM63 195L64 196H66V197H68V203L69 204H73L74 203V200L71 198V196L69 197L65 192L63 193ZM264 195V194H263ZM184 196V197H183ZM45 197V196H44ZM180 198V199H179ZM181 198H183V199H181ZM59 199V200H58ZM57 200H58V205H59V208H61L62 206V203L60 202V199L61 198H58ZM158 199V200H157ZM186 201V200H185ZM61 203V204H60ZM177 203V202H176ZM175 203V204H176ZM205 204V205H204ZM170 205V206H169ZM162 207H164V209L162 208ZM168 209H167V208ZM171 207V208H170ZM206 207V208H205ZM204 208V210H205V213H206V211L208 210L207 209V206H205ZM61 209H63V208H61ZM207 209V210H206ZM161 210H163V211H160ZM166 212V213H165ZM168 212V213H167ZM157 213H158V215H160L159 216V218H156L158 215H157ZM160 213V214H159ZM164 213V214H163ZM146 214V215H145ZM167 214V215H166ZM207 214L208 215H212V213L210 214V213H206L205 214V216H204V219L206 220V218H207V222L209 223H207L208 224V226L210 227H207V224H206V227L204 228V227H202L203 229H204V231H203V229H201V227H199L198 228V226H197V228L198 229H195L194 230V234H195V237L196 236H199V234L200 235H202V236H200V238L199 237H196L195 238V240H194V242H192V245L190 244V246H191V248L193 249V251L194 250H199L200 251V255L195 259H193V260H191V261H189L188 263L189 264H195V263H197V262H200V261H202V260H204V259H206V258H208V257H212L213 256V254L215 255L218 251H219V249H221V247L223 246V245H227V247H226V245L225 246H223V248L224 247H226V248H230V246L232 245L231 244V241H229L228 239H226V238H222V237H224L223 236V233H221V232H223V230L222 229H220V228H222V226L219 224V219H218V222H217V218H215L214 217V215L213 216H211V218H209V217H206L207 216ZM152 216V217H151ZM161 216V217H162ZM154 217L156 218V219H154ZM206 217V218H205ZM215 219H214V218ZM163 218V217H162ZM148 219V220H147ZM150 220V221H149ZM153 220H156V221H153ZM192 220V217H190V216H186L185 217V221L186 222H189V221H191ZM199 220V219H198ZM199 221H202L201 219L199 220ZM198 221V222H199ZM201 223V222H200ZM200 223H198V225L200 224ZM212 223V224H211ZM215 223H217V224H215ZM211 224V225H210ZM258 224H260V222L258 223ZM218 225H220V227H218ZM258 227H260L259 225H257ZM217 227V228H216ZM1 228V227H0ZM209 228V229H208ZM2 229V228H1ZM219 229V230H218ZM202 231V233H200ZM217 231V232H216ZM0 233H2V230L0 231ZM197 234V235H196ZM206 236H205V235ZM1 235V234H0ZM125 235V236H124ZM138 235V236H137ZM207 235H208V237H207ZM136 236V237H135ZM0 237H2V238H0V264H7V263H5V261H6V258L5 257H3V256H5L4 254L6 253V251H9L8 250V248H9V246H8V244L7 243H4L5 241L7 242V238L8 239H10V235L8 236V237H6L5 239H4V237H3V235L2 236H0ZM204 237V238H203ZM208 238V239H210V240H207V239H205V238ZM134 238V239H133ZM136 238V239H135ZM197 238H198V240H197ZM121 240V241H122ZM134 240H136V241H138L137 243H138V245H132L131 243H132V241H134ZM207 240V241H206ZM211 240H214V241H211ZM226 240H228L227 242H226ZM139 241L141 242V244L139 243ZM198 243H197V242ZM205 241V242H204ZM135 242V241H134ZM201 244H200V243ZM212 242H214V243H212ZM217 242V243H216ZM226 242V243H225ZM196 243V244H195ZM229 243L231 244V245H229ZM134 244V243H133ZM194 244V245H193ZM127 247H126V246ZM130 245L131 246H133V247H130ZM125 246V247H124ZM190 246L189 247H186V249L187 250H189V249H191L190 248ZM203 246V247H202ZM3 247V248H2ZM195 247V248H194ZM200 247V248H199ZM130 248V249H129ZM181 248H183L184 249V252H183V250L181 251L180 249ZM181 248H179L175 253H174V255L172 256L173 257V260H176V262H177V259L179 260V261H183L184 262V259L182 258L183 256H182V254L184 253L185 254V251H187L186 249H185V247H181ZM205 248V249H204ZM231 248H233L232 246H231ZM126 249H127V251H126ZM128 249L129 250H131V251H129V254H128ZM204 249V250H203ZM218 249V250H217ZM234 249V248H233ZM201 250H203L202 252H201ZM3 251H5V252H3ZM181 251V252H180ZM205 251H206V253H205ZM196 252V251H195ZM198 252V251H197ZM246 251L244 250L243 251V253H242V251H238V250H231V256H233V260H234V263L235 264H239L241 261H244V262H242V263H245V264H252V262H251V260L252 259H249L250 258V256H252L251 254H247V253H245ZM181 255L182 257H179V255ZM3 254V255H2ZM238 254V255H237ZM240 254V255H239ZM228 255H229V253H228ZM249 255V256H248ZM1 256L3 257V259L1 258ZM129 256L127 257V260H128V258H129ZM177 256V257H176ZM245 258H244V257ZM247 257V258H246ZM253 257V256H252ZM174 258H176V259H174ZM241 258V259H240ZM253 259L254 260H252L253 262H255V260H256V258H254L253 257ZM246 260V261H245ZM248 260H250V261H248ZM179 261L177 262V263H179ZM240 261V262H239ZM129 262V264H131V260H129L128 261ZM128 262L126 261V264H128ZM183 262H180L181 264L183 263ZM239 262V263H238ZM249 262V263H248ZM179 263V264H180ZM259 264H264V258H263V262H259Z\"/></svg>","mask_w":264,"mask_h":264}]
</instances>
